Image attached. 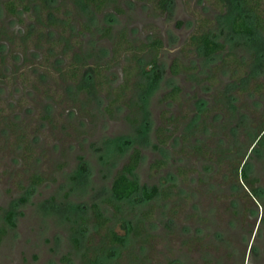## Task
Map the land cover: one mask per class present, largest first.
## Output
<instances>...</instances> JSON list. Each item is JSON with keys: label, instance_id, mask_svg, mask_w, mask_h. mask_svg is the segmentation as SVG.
Instances as JSON below:
<instances>
[{"label": "rangeland", "instance_id": "rangeland-1", "mask_svg": "<svg viewBox=\"0 0 264 264\" xmlns=\"http://www.w3.org/2000/svg\"><path fill=\"white\" fill-rule=\"evenodd\" d=\"M5 1L0 264H264V148L254 145L264 125V33H232L234 9L218 0H170L165 11L158 0H110L99 13L80 0H48L58 27L45 25L31 0L14 16ZM197 29L234 54L237 72L220 61L224 52L203 57L189 44ZM121 32L131 48L114 54ZM156 37L164 45L154 81L153 51L132 46ZM174 58L191 68L173 76ZM73 63L78 74L98 67L102 86L78 91L67 72ZM243 74L240 88L229 90ZM174 86L181 96L163 101ZM133 148L141 150L130 176L139 191L115 201L112 179ZM236 158L253 193L234 175ZM156 161L163 164L151 168ZM153 186L158 193L143 198ZM93 204L108 219L103 227ZM110 230L122 244L109 241Z\"/></svg>", "mask_w": 264, "mask_h": 264}, {"label": "trees", "instance_id": "trees-1", "mask_svg": "<svg viewBox=\"0 0 264 264\" xmlns=\"http://www.w3.org/2000/svg\"><path fill=\"white\" fill-rule=\"evenodd\" d=\"M32 3H36L39 6L40 12L46 14L45 18V25L49 27H58L57 18L54 17V10L50 11L51 9L48 7L49 1L48 0H31ZM109 0H80L83 6L92 9L94 12L99 13L102 12L105 8L107 2ZM162 3L166 0H161ZM222 3H227L231 8L234 9L232 20H231V32L237 35H243L248 38L253 37L256 32L264 33V8L261 7L262 0H220ZM29 3L23 0H7L3 3L6 12L9 15H15L17 13V9L22 7L24 10L29 9ZM43 20V18H42ZM44 21V20H43ZM108 31V30H107ZM106 31V32H107ZM29 32L27 33V35ZM118 37V40L115 42L113 46V53H119L120 50L123 48L125 50L130 49L129 43L125 41V34L121 33ZM124 41V43H123ZM195 45L199 46L205 56H210L217 51H220L224 48L221 43L215 42L211 39L208 33H199L194 37ZM126 44V45H125ZM157 44L160 45L159 42ZM259 46V45H258ZM134 56V55H133ZM228 57V58H227ZM227 60L230 59L235 65L238 64L237 58L234 56L233 53H228L226 55ZM80 64H74L72 69H68V76L75 83H77L76 89L78 91L85 90L90 91L94 87L99 89L102 86L101 76L102 73L98 70V67H92L88 71H81L79 74L81 67ZM148 65L150 66L151 70L153 71V79L156 81L160 74H157L155 71L156 67V60L155 58L149 61ZM179 67L176 63L173 64L171 67V71L173 73L178 72ZM79 75V76H78ZM127 77L129 78L130 73L127 72ZM126 88L125 84H122L114 94L115 96L113 99L109 101V104H118V100L122 96V91ZM94 90V89H93ZM178 94V88H174L171 92H169L166 96L169 98L175 99ZM146 123V122H145ZM161 130H158L160 134ZM258 135V143L261 147L264 148V125L261 127V130L256 134ZM124 143H128V141H124ZM159 143L165 144L164 140H159ZM141 159V151L139 148H133L131 153L128 156L127 162L121 167V169L114 175L111 184V194L112 198L115 201H122L125 199L130 198L133 194L139 191V184L136 179L130 178L133 174L134 170L137 168L139 161ZM237 159V158H236ZM163 164L162 161H156L152 167H160ZM241 159H237L236 166L234 167V175L237 177L238 175L241 177L243 182L247 184L250 188V192H254V188L248 179V175L246 169L244 168ZM80 170L85 172V167L80 165ZM35 180L40 181L39 177H35ZM158 193V188L153 186L149 190L143 189L141 191L142 197L149 200L153 198ZM112 200H108L111 202ZM112 203V202H111ZM92 212L94 214L95 223L97 228L103 227L107 220L103 217L100 209L97 205H91ZM7 221L10 225H14L12 222V214H7ZM128 229L132 230L131 227ZM4 234V230L0 229V239ZM109 241L114 244H122L124 239L118 236L114 231H109L108 233Z\"/></svg>", "mask_w": 264, "mask_h": 264}, {"label": "flooded vegetation", "instance_id": "flooded-vegetation-1", "mask_svg": "<svg viewBox=\"0 0 264 264\" xmlns=\"http://www.w3.org/2000/svg\"><path fill=\"white\" fill-rule=\"evenodd\" d=\"M110 1V0H109ZM109 1L107 2V4L109 3ZM219 1V3L222 5V6H226L227 5V3H222L220 0H218ZM170 3V0H166V1H164L163 3H162V1L161 0H158V7H159V9L162 11H165L166 10V6L168 5ZM107 4H106V6H107ZM105 6V7H106ZM105 9V8H104ZM103 9V10H104ZM179 24H180V22H179ZM109 31V27L107 28V29H105V33H107L108 31ZM107 31V32H106ZM208 33L209 35H210V37H211V39L212 40H214L213 38H212V36H211V34L208 32V30H200V29H197L195 32H193L192 33V35L190 36V38H189V44L190 45H192L194 48H198L199 49V51L202 53V56L203 57H209V58H212V57H214L215 55H218L219 53H222V52H224L225 51V46H224V44L223 43H221V42H219V41H216V40H214L215 42H218V43H221L223 46H224V48L222 49V50H220V51H217L216 53H214V54H212V55H210V56H205L204 54H203V52H202V50L200 49V47L199 46H197V45H195V43H194V37H195V35H197V34H199V33ZM121 33H124L125 34V37H126V32H121ZM120 33V34H121ZM117 40H115V42H116ZM125 41H127V38H125ZM115 42H114V44H115ZM128 42V41H127ZM157 42H159L160 43V45L159 44H157ZM163 42H162V40L160 39V38H154L153 40H151L149 43H147V42H143L142 43V45L141 46H139V47H137V48H135L134 46H132V48L135 50H141L142 52L143 51H147V50H150V51H153V56H152V58L150 59V61L152 60V59H154L155 58V60H156V67H155V71H156V73L157 74H160V72H159V69H158V54H159V51L161 50V48L163 47ZM129 47L131 48V45H129ZM128 50V49H127ZM228 53H231V52H227V53H225L224 52V56L222 57V59L220 60L221 62H223V64H227V65H230V66H232V64H234L230 59H228L227 60V58H226V55L228 54ZM255 58V57H254ZM137 60H139V59H137ZM231 61V62H230ZM251 60H248V62H250ZM149 63V62H148ZM174 63H176L177 64V66L179 67V70H178V72H176V73H173L172 71H171V67L173 66V64ZM235 65V64H234ZM241 64H240V62H238V64H236V68H235V70H233V71H235V72H237V68H238V66H240ZM147 66H149L148 64H147ZM233 67V66H232ZM150 68V67H149ZM191 67H189V66H186V65H184V64H182L180 61H179V59H177V58H174L172 61H171V63L169 64V70H170V73L173 75V76H176V75H178V74H180V73H182V72H186V71H188L189 69H190ZM263 68V67H262ZM261 68V69H262ZM239 70V69H238ZM151 72L153 73V71L151 70ZM161 75V74H160ZM244 75V74H243ZM241 76V77H239L238 78V80L237 79H235L234 81H231V84H233L234 86H232L231 87V89L229 88V90H231V91H233V89H239L240 88V84H241V82H243L244 81V77L246 76V74L244 75V76ZM230 84V85H231ZM174 88H178V94H177V97L175 98V99H171V98H169V97H167L166 95L169 93V92H171ZM181 93H182V89L180 88V87H178V86H174V87H172L169 91H167L166 93H164L163 95H162V100L163 101H165V102H174V100H176L177 98H179L180 96H181ZM222 94V93H221ZM203 110H206V107L205 108H203ZM201 113V112H200ZM202 114V113H201ZM165 118V117H164ZM166 121H167V118L165 119ZM161 130V132H160V134L161 135H163V133H162V131H163V128L162 127H160V128H158V130ZM159 134V133H158ZM159 140H163V139H160L159 138ZM256 142H257V140L255 141V143H254V145L256 144ZM166 143V142H165ZM160 145H164V144H161V143H159V146ZM254 145H252V147H251V150L254 148ZM141 151V150H140ZM140 162V161H139ZM153 165V164H152ZM152 165H151V168H157V167H152ZM241 165H244V162L241 164ZM159 168V167H158ZM234 168V167H233ZM234 170V169H233ZM234 172V171H233ZM251 184V183H250ZM253 186V185H252ZM253 188L255 189V187L253 186Z\"/></svg>", "mask_w": 264, "mask_h": 264}]
</instances>
